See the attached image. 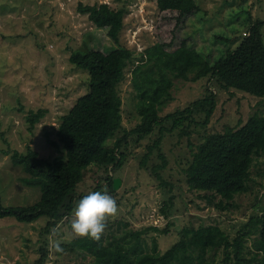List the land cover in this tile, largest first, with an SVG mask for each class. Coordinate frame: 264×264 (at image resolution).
Listing matches in <instances>:
<instances>
[{"label":"trees","instance_id":"obj_1","mask_svg":"<svg viewBox=\"0 0 264 264\" xmlns=\"http://www.w3.org/2000/svg\"><path fill=\"white\" fill-rule=\"evenodd\" d=\"M156 5L159 15L153 32L157 40L135 54L121 45L119 39L123 8H113L107 2L78 4V10L87 12L95 28L105 31L107 41L92 37L86 49L69 54L72 64L88 71V90L60 116L56 140L49 139L53 146L61 145L62 155L51 159L41 157L29 144L23 152L14 150L10 154L11 162L27 173L22 178L25 184L40 187V197L29 205H4L0 200V217L33 222L45 216L42 233L49 234L86 195L76 192L85 168L95 165L102 171L94 189L103 191L105 186L111 195V191L115 192L114 170L125 161L128 140L137 141L155 129L157 137L146 145L139 165L159 179L160 186L171 190L172 185L160 174V169L166 166L165 154L159 147L163 134L175 130L178 136H188L191 128L205 127L220 90L234 88L264 97L262 19L252 20L246 34L230 38V47L210 61L201 51L189 47L185 38L174 45L176 30L184 16L199 9L195 0H156ZM129 64H134L130 82L140 118L126 130L122 124L119 85L125 79ZM174 77L190 81L205 77L215 88L207 83L201 97L183 108L160 115L165 100L172 98L170 88ZM43 112L41 108L28 111L29 129ZM116 133L121 134L115 137ZM187 146L190 158L183 172L188 187L210 192V195L204 194L207 198L218 196L215 205L221 209L230 207L237 194L248 190L252 161L264 151V114L254 113L238 127L228 126L222 132L206 134L196 145L188 139ZM153 152L160 162L149 166L147 160ZM172 197L164 202L163 212L172 203ZM262 198L259 210L233 236L217 224L185 225L178 231L177 240L165 250H158L155 239L151 250H145L142 234L148 228L159 230L157 226L133 230L126 227L127 221H107L99 241L80 237L61 245L78 256L88 257V264H214L220 251V264H264V192ZM251 235L255 236L254 251L247 250L246 245ZM38 249L39 255L33 264H44L49 254L46 241Z\"/></svg>","mask_w":264,"mask_h":264},{"label":"rangeland","instance_id":"obj_2","mask_svg":"<svg viewBox=\"0 0 264 264\" xmlns=\"http://www.w3.org/2000/svg\"><path fill=\"white\" fill-rule=\"evenodd\" d=\"M95 2H107L113 8L124 9L119 39L121 45L135 54L157 40L153 32L159 15L156 0H0V200L4 205H29L40 197V187L25 184L22 178L27 173L11 162L10 154L14 150L23 152L29 144L41 157L51 159L62 155L61 145L55 147L49 139L56 140L60 116L88 90V71L72 64L69 54L86 49L92 37L106 40L105 31L95 28L87 12L78 10L79 3ZM195 2L199 9L184 16L176 30L174 45L185 38L189 47L201 51L210 61L230 47V38L246 34L252 20L264 21V0ZM262 34L264 41V23ZM133 65L125 69V79L119 85L122 124L126 130L140 118L130 82ZM173 81L172 98L165 100L160 115L183 108L201 97L207 83L215 88L205 77L195 81L174 77ZM38 108L43 109L44 114L29 129L26 114ZM254 113L264 114V97L234 88L220 90L205 127L191 128L188 136H178L175 130L163 134L159 147L165 154L166 166L160 169V174L172 185L171 190L160 186L159 179L139 165L146 145L157 137V129L137 141L129 139L124 150L125 161L114 170L120 183L115 192H110L114 193L119 211L108 222L127 221L126 227L133 230L157 226L159 230L148 228L142 234L145 250H151L153 239L159 251L165 250L177 240L178 231L185 225L217 224L233 236L263 203L264 151L252 161L248 190L237 194L232 206L221 209L215 205L218 196L207 198L204 194L210 195V192L188 187L183 172L190 158L187 142L189 139L196 145L206 134L222 132L228 126L238 127ZM120 134L116 133L115 137ZM159 162L153 152L147 165ZM101 174L95 165L85 168L76 192L97 191L94 188ZM171 195L172 203L163 212L161 208ZM72 213L47 235L42 233L45 216L33 222L18 221L12 216L0 217V264H33L39 255V246L45 241L49 254L44 264H88V257L78 256L61 245L73 239L70 234ZM57 239L61 240L62 251L52 248V242ZM254 239L252 235L246 239L247 250H255ZM221 256L220 251L214 264H220Z\"/></svg>","mask_w":264,"mask_h":264},{"label":"clouds","instance_id":"obj_3","mask_svg":"<svg viewBox=\"0 0 264 264\" xmlns=\"http://www.w3.org/2000/svg\"><path fill=\"white\" fill-rule=\"evenodd\" d=\"M118 204L107 189L91 191L83 196L73 208L70 220L71 236L73 238L88 237L99 241L103 235L107 221L118 214ZM61 240H54V251H62Z\"/></svg>","mask_w":264,"mask_h":264},{"label":"water","instance_id":"obj_4","mask_svg":"<svg viewBox=\"0 0 264 264\" xmlns=\"http://www.w3.org/2000/svg\"><path fill=\"white\" fill-rule=\"evenodd\" d=\"M119 183H120V179L118 177H114V179H113L114 188H117Z\"/></svg>","mask_w":264,"mask_h":264}]
</instances>
